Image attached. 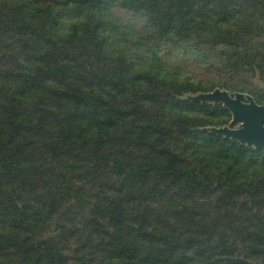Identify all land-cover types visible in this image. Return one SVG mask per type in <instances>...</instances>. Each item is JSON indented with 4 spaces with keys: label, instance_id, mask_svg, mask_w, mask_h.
<instances>
[{
    "label": "trees",
    "instance_id": "16d2710c",
    "mask_svg": "<svg viewBox=\"0 0 264 264\" xmlns=\"http://www.w3.org/2000/svg\"><path fill=\"white\" fill-rule=\"evenodd\" d=\"M257 75L264 0H0V264H264V151L185 100Z\"/></svg>",
    "mask_w": 264,
    "mask_h": 264
},
{
    "label": "water",
    "instance_id": "95a60500",
    "mask_svg": "<svg viewBox=\"0 0 264 264\" xmlns=\"http://www.w3.org/2000/svg\"><path fill=\"white\" fill-rule=\"evenodd\" d=\"M243 99L242 93L231 96L221 89L185 97V100L196 103L222 104L232 113V124H240L238 129L209 127L205 128L207 131L221 135L225 139L238 141L247 147L264 150V105H257L251 97H247V102H243Z\"/></svg>",
    "mask_w": 264,
    "mask_h": 264
},
{
    "label": "rangeland",
    "instance_id": "374dc122",
    "mask_svg": "<svg viewBox=\"0 0 264 264\" xmlns=\"http://www.w3.org/2000/svg\"><path fill=\"white\" fill-rule=\"evenodd\" d=\"M128 17H130V16L126 15L125 19H127ZM221 61H223V60L221 59ZM259 79L260 78L258 75L256 76V79H253V87H254V89H257V91H255L253 93L256 95H260L261 101L257 102L255 97L252 94L242 93L244 96L243 102H247V97H251L257 105H264V84L262 82H260ZM228 94L231 96H234L235 93L228 92ZM197 103H199L200 105H209L211 107V108H209L210 110H215V112H214L215 117H214L213 121L216 123H219V125L207 126V128H209V127H216V128L228 127V128L238 129L240 127V124H232V122H231L232 121V113L227 108H225L222 104H215V103H209V102H207V103L197 102ZM214 108H216V109H214ZM236 142H238V141H236ZM238 144H240V143L238 142ZM240 145H242V144H240ZM243 146L247 147L246 145H243ZM247 148H252V149L256 150L254 147H247ZM260 151H264V150H260Z\"/></svg>",
    "mask_w": 264,
    "mask_h": 264
}]
</instances>
